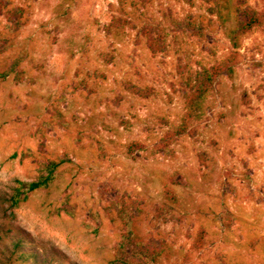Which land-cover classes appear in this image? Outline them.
Masks as SVG:
<instances>
[{"label":"rangeland","instance_id":"rangeland-1","mask_svg":"<svg viewBox=\"0 0 264 264\" xmlns=\"http://www.w3.org/2000/svg\"><path fill=\"white\" fill-rule=\"evenodd\" d=\"M134 1L115 36L119 0H0V264H264V0ZM216 3L263 23L175 135L190 78L232 52Z\"/></svg>","mask_w":264,"mask_h":264},{"label":"trees","instance_id":"trees-1","mask_svg":"<svg viewBox=\"0 0 264 264\" xmlns=\"http://www.w3.org/2000/svg\"><path fill=\"white\" fill-rule=\"evenodd\" d=\"M189 3H194L195 0H186ZM129 0H119L115 14L111 21L106 24L107 32L117 36L123 33L127 25H135V18H128L127 15V6ZM132 6H136L134 0L129 2ZM225 9L228 7L216 3L211 6L210 11L217 14V17L230 41L232 52L224 60L214 63L210 66H203L199 72H195L194 75L190 78L189 82V91L186 94V111L180 124L175 128V135H182L186 133L192 126L195 125V122L199 120L202 116L205 115V105L207 98L215 89V87L220 83L221 79L226 76L228 78H233L236 73V66L238 63V57L240 55L241 48V39L242 37L251 31L254 27L262 25L263 17L257 13H249L248 20H236L234 24H231L230 21L232 17L230 14H226ZM172 25L177 29H191V30H200L203 29L204 23L202 20L193 19L192 17L184 18H174ZM0 44L3 45V40H0ZM137 143H133L129 151H134ZM60 162L49 161L44 164L42 173L37 180L31 181L27 188L26 192L23 190L25 184L22 181H19V186L15 188V192L12 194L10 201L13 207H17L21 201L27 199V193L35 191L41 187H46L54 179L55 172L58 169ZM171 189H168V195L174 201H177V197ZM25 193V194H24ZM24 194V196H23Z\"/></svg>","mask_w":264,"mask_h":264}]
</instances>
